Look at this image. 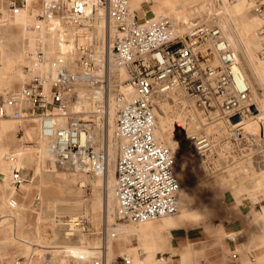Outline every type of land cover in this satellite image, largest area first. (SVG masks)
Here are the masks:
<instances>
[{
    "label": "built area",
    "instance_id": "obj_1",
    "mask_svg": "<svg viewBox=\"0 0 264 264\" xmlns=\"http://www.w3.org/2000/svg\"><path fill=\"white\" fill-rule=\"evenodd\" d=\"M245 1L262 19L256 33L258 54L264 58V0ZM11 8L12 14L20 9L14 3ZM36 17L43 24L59 27L63 35L71 33V43L64 53L49 57L40 50L27 53L28 62L22 70L36 73L15 91L2 92L0 88V118L27 120L29 116L22 115L17 106L27 100L40 135L50 141L57 166L78 176L96 177L107 163L105 107L102 100H97L101 105L97 115L75 106L82 89H98L100 97L105 98L111 93L116 105L113 138L117 146L112 197L119 220L139 224L177 212L180 187L174 173L175 160L171 150L155 136L158 111L163 114L160 103H169L168 114L172 106L183 111L184 117L175 115L170 124L178 133L186 131L187 119L198 123L200 129L189 135L188 144L202 160L244 159L246 146L257 145L254 136L242 129L252 105L248 88L237 86L234 77L238 55L213 22H199L190 34L179 35L168 16L138 19L129 10V0H41ZM100 20L102 36L95 32ZM40 26L36 23L32 28ZM111 62L125 70L124 83L131 89V97L119 90L112 93ZM44 84L49 86L47 92ZM233 117L238 121L232 123ZM211 126L218 131L203 130ZM259 135L264 139L262 124ZM216 145L225 151L217 153ZM260 157L264 161V156ZM6 159L13 162L15 156L10 153ZM217 166L211 165L213 174L222 170ZM10 178L16 188L24 182L15 168ZM17 205L15 196L10 197L9 208ZM79 222L67 218L65 231L72 234ZM102 234L100 230L98 235ZM102 251L100 246L97 256L80 253L64 264H106ZM120 260L127 264L125 258ZM51 262L47 254L41 263ZM14 263L25 264V259Z\"/></svg>",
    "mask_w": 264,
    "mask_h": 264
},
{
    "label": "bare ground",
    "instance_id": "obj_2",
    "mask_svg": "<svg viewBox=\"0 0 264 264\" xmlns=\"http://www.w3.org/2000/svg\"><path fill=\"white\" fill-rule=\"evenodd\" d=\"M23 3L24 6L12 14L5 5V0H0V83L6 86L7 90H4L6 92L15 91L16 87L28 83L35 75V71L25 73L22 70V65L28 62L26 56L29 51L40 50L46 57H49L57 52L64 53L71 43V33L63 35L59 27L38 21L36 15L39 13V0H23ZM143 3H152L154 7H150V11L144 10ZM129 10L132 14L141 11L139 14L143 19L161 15L168 16L179 35L190 34L192 27L199 22H213L238 55V65L234 68L237 86L250 88L248 101L255 108V112L251 111V115L243 120L242 129L251 135L261 133L260 122L264 119V58L258 54L260 42L256 32L262 24V19L250 12L247 1L129 0ZM36 23L41 24L39 29L32 28ZM95 32L99 36L103 35L102 20L96 23ZM109 71L117 73L121 82L119 91L128 98L131 97L132 91L129 86L122 85L126 79L125 70L111 62ZM44 90L46 92L49 90L47 84H44ZM79 97L80 101L75 108L83 112H96L100 115L97 111L101 105L97 100L103 101L105 96L100 97L98 89H82ZM96 102H98L97 105ZM103 103L106 115L104 140L108 154L106 166L96 177L67 173L57 166L50 141L40 135L37 120L31 116V105L27 100L17 103L20 113L29 116L27 120L0 118V264H5L3 260H6V264H13L19 257L25 258V264H38L34 259V250L50 253L52 254L51 261L64 264L70 257L80 253L97 256L100 246L103 248L102 254L105 256L106 264H111L116 257L125 258L128 261L127 264H158L154 253L167 249L179 253L182 261L185 262V256H188L190 247L179 249L176 241L180 238L189 240L191 235L200 228L207 230L201 222L206 218L215 217L214 208L218 206L216 199L225 200L233 192L246 187L243 182H229L228 175L224 178H214L208 183L200 181L194 185H187L184 182L185 174L177 161L183 157L182 155L188 153L189 135L196 133L200 128L198 123L190 118V120L187 119L186 131L183 134L171 129L172 118L175 115L184 117V113L176 108L178 106H175L172 107V113L168 114L166 113L168 106L160 103L163 114H157L155 136L171 150L175 160L174 173L180 187L177 194V212L171 216L139 224L115 223L112 187L114 157L117 149L113 138L116 105L111 94ZM203 130L209 133L218 131V128L211 126ZM18 131H22V136L17 139L21 143L15 144L13 139ZM10 153L15 156L13 162L6 159V155ZM12 168L22 174H30L29 179L17 188L11 183ZM247 168V165L237 166L229 174V178L243 171L241 174L248 176L252 183L251 190L246 187V192L254 201H257L260 196H264V167H259L256 174L246 172ZM74 183L76 187L72 185ZM87 184L93 188L90 199L93 220L96 225L101 221L104 223L105 227L103 226L102 230L105 238H102V241L101 239L88 241L81 238L78 245H71L67 242L62 244L43 242L40 223L44 219L45 211L40 206L33 208L30 199L34 194L38 196L37 198H41V193H45L49 198L45 200L41 198L42 206L46 207H44L45 210L49 207L59 216L66 215L65 218H69L73 223L77 221L76 215H79L77 213L81 211V205L79 201L71 200L69 196L73 189L76 196H81ZM14 196L18 198V205L10 209L8 201ZM262 210L263 216L256 215L253 222L261 218L264 225V206ZM27 211L36 214L35 226L31 233L23 231ZM53 221L55 222L54 219ZM212 231L213 229L209 230L211 234H213ZM112 232L115 234L114 237H111ZM70 235L68 231L64 232V238ZM162 235L166 236V242L160 240ZM133 239L139 242L138 247L132 244ZM138 249L144 253L143 258L139 257Z\"/></svg>",
    "mask_w": 264,
    "mask_h": 264
},
{
    "label": "rangeland",
    "instance_id": "obj_3",
    "mask_svg": "<svg viewBox=\"0 0 264 264\" xmlns=\"http://www.w3.org/2000/svg\"><path fill=\"white\" fill-rule=\"evenodd\" d=\"M10 1L11 0H5V5L7 7L9 5ZM19 2H20V0H15V3L17 5H18ZM40 2H41V0H39V8H40ZM142 7H143L144 10L148 9V11H150V7L153 8L154 5L152 3H148V4L147 3H143ZM140 12L141 11L136 13L138 19H141V14H139ZM109 73H110V76H111L110 89L112 88V93H115L117 90H120V85L119 84H121V82H120L116 72H110L109 71ZM0 84H1V87L5 90L6 86L3 83H0ZM122 85H125V83L123 82ZM17 89H18V87L15 90H17ZM248 90H250V88ZM4 92H6V91H4ZM109 94H111V93H109ZM105 99H103V102H104ZM97 104L98 103H96V105ZM103 105H104V103H103ZM166 105L168 106L167 111H169L170 110L169 103H167ZM172 107H175V106H172ZM158 114L162 115L161 111H158ZM261 124L264 126V119L261 120L260 125ZM104 131H105V128H104ZM21 136H22V131H18L17 134H15V138L13 139V143H15V144L21 143V142H19L17 140ZM253 136H254L253 139H255L257 145H255V142H254L252 145L246 146L247 147L246 149H248V154H247V157H245L244 159L243 158H239V159L235 158L234 160H232V159H229V160L219 159L216 162H213L212 158L209 157V158H207L205 160L204 159L202 160L201 158H199L197 156V153L195 152V150H193L191 148V146H189L188 147L189 148L188 149V153L186 155L185 154L182 155L183 157H181L177 161V164L178 163L180 164L181 169L183 170V172L185 174L184 182L187 185H194L195 183L200 182V181H206L208 183L214 178H224V177H227V175H228L227 179H228L229 182H231V181L243 182L244 185L248 188V190H251V188H252L251 179L248 176L245 177V175H242L241 173H243V171H241V173L239 175L238 174H236V175L234 174V176L230 177L231 179L229 178V174L232 173V171H234V169L237 166H239V165H241V166H243V165L246 166L247 165L248 168H247L246 172L253 173V174H256L255 172L258 171L259 167H264V166H262V164H264V161L260 157V155L264 156V139L260 138L259 134L258 135H253ZM103 139H105V132H104ZM258 140L260 142H257ZM213 147L216 149L217 153H222L223 151H225L223 146L216 145V146H213ZM226 148H228V147L226 146ZM116 154H117V149L115 151V157H116ZM115 157H114V160H115ZM114 163H115V161H114ZM213 163L218 165L217 167L221 168L222 170L213 174L210 171L211 165ZM63 171L67 172V173H71V172H69L67 170H63ZM21 175H22V177L24 176L23 177L24 178V182H26L25 180H28L29 177H30L29 173H23V174L21 173ZM247 182H250V183H247ZM72 185H74V187H76L75 183L72 184ZM246 187H243V188H246ZM83 193H82L81 196H76L77 194H75V190L73 189L71 194H70V196H69V198L71 200L79 201V204L81 205L80 206V210L81 211H79V213H77L79 215H76L77 216V221H80L79 224L76 227H74L75 231H73L72 234L70 236H68L67 238H64L65 237L64 236V232H65L64 222H65V220H67V217L65 218L66 215L59 216V215L55 214L54 210L50 209L49 207H47L49 210L48 209L45 210L46 207L42 206L41 198L43 197L44 200L45 199H49V198L46 197V194L43 193V192L41 193V198H37L38 196L36 194H34L32 199H30V202H32V207L33 208H38L40 206V207H43L42 209L45 211L44 219L40 223L41 234L43 235V238H44V239H42L43 242H49V243L51 242L52 244H62L64 242H67V243H70L71 245H78L80 240H81V238H83L85 240H88V241H97V240H100V239L102 241V238H105L104 237L105 233L102 230L105 227L103 225L104 223H102V221H101V223H100L101 225L100 224L96 225L95 221L93 220L92 211L90 210V199L92 198V193H93L92 186L90 184L85 185ZM102 195H103V192H102ZM43 198H42V200H43ZM245 198H246L245 202H251V200L248 197H245ZM113 202L114 201H112V203ZM113 205H115V202L113 203ZM256 206H257V208H259V204L258 203L256 204ZM35 217H36L35 212L27 211L26 222H25V224L23 226L24 227L23 231L25 233H31L33 231V227L35 226V221H36ZM53 219L55 220V222L53 221ZM57 219H59L60 221L57 220ZM113 219H114L115 223L117 222V223L126 224V222H123L122 220H119L116 215H113ZM217 219L219 221V219H220L219 215H218ZM100 230H102V232H103L101 237L98 235ZM252 240L254 241V243H258V241H259L258 234H257V236L252 238ZM35 247L36 246H34V248ZM47 250H49V249H47ZM34 253H35L34 259H35V261L38 264H40L42 261H44V259H45L47 254H49V256H52V254L45 253V251L42 252V251L34 250ZM39 253H40V255H39ZM38 256H40V257L38 258ZM158 256H160V255L158 254ZM163 256L167 257L168 255L166 254V255H163ZM21 259L24 260L25 258L21 257ZM117 261H120V260L117 259ZM3 262L5 264L7 263L6 260H3ZM11 262H13V260H11ZM50 264H58V263L52 261ZM121 264H123V263H121Z\"/></svg>",
    "mask_w": 264,
    "mask_h": 264
},
{
    "label": "crops",
    "instance_id": "obj_4",
    "mask_svg": "<svg viewBox=\"0 0 264 264\" xmlns=\"http://www.w3.org/2000/svg\"><path fill=\"white\" fill-rule=\"evenodd\" d=\"M13 3L20 9L24 6L23 0H20L18 5L15 0H11L8 5L11 13ZM0 88L3 89L1 84ZM245 197H248L251 202H245ZM15 198L18 200L17 196ZM216 200L218 206L214 208L215 217L201 222L207 230L200 228L191 235L189 240L180 238L176 241L179 249L190 247L188 256H185L186 261H182L179 253L167 249L154 253L158 264H264V225L261 218L253 222L256 215L263 216L264 196L254 201L246 189L241 188L225 200ZM257 203L259 208L256 206ZM218 215L220 216L219 221ZM210 229H213V234L209 232ZM257 234L259 241L254 243L252 238ZM160 240L166 242L167 238L162 235ZM132 244L135 247L139 246V242L135 239ZM166 254L167 257L163 256ZM138 255L143 258L142 250L138 249ZM117 259L120 260V257H116L111 264L122 263Z\"/></svg>",
    "mask_w": 264,
    "mask_h": 264
},
{
    "label": "water",
    "instance_id": "obj_5",
    "mask_svg": "<svg viewBox=\"0 0 264 264\" xmlns=\"http://www.w3.org/2000/svg\"><path fill=\"white\" fill-rule=\"evenodd\" d=\"M180 45L178 44V45H176V46H174V47H172L170 50L172 51V50H174V49H176L177 47H179ZM251 111L254 113L255 112V108L252 106L251 108ZM238 121V117H233V118H231V122L232 123H234V122H237Z\"/></svg>",
    "mask_w": 264,
    "mask_h": 264
}]
</instances>
